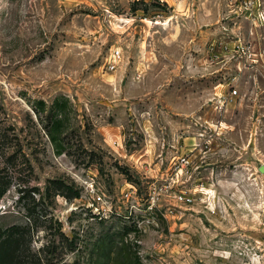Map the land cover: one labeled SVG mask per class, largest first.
Here are the masks:
<instances>
[{"label": "rangeland", "instance_id": "obj_1", "mask_svg": "<svg viewBox=\"0 0 264 264\" xmlns=\"http://www.w3.org/2000/svg\"><path fill=\"white\" fill-rule=\"evenodd\" d=\"M56 98L62 154L32 109ZM4 134L29 258L264 264V0H0Z\"/></svg>", "mask_w": 264, "mask_h": 264}, {"label": "trees", "instance_id": "obj_2", "mask_svg": "<svg viewBox=\"0 0 264 264\" xmlns=\"http://www.w3.org/2000/svg\"><path fill=\"white\" fill-rule=\"evenodd\" d=\"M68 105L69 100L67 98H56L50 107H48L44 99L36 100L32 106L37 118L44 123L46 134L57 154H62L66 150L64 134L70 120L67 111ZM11 139L6 134L0 137V200L10 187L11 182L7 176L17 160L13 154L6 156L4 148H2L5 146L10 147L12 145L10 144ZM22 155L23 161L20 162L21 167L27 166L31 169L32 165L30 161L24 153ZM11 178L12 175L10 176ZM68 188L70 189V187ZM68 196L79 198L81 193L77 190ZM29 229V226L24 227L16 224L6 226L5 228L0 225V264H42L39 260L29 258L27 255L29 247L25 242L26 234L30 231Z\"/></svg>", "mask_w": 264, "mask_h": 264}, {"label": "built area", "instance_id": "obj_3", "mask_svg": "<svg viewBox=\"0 0 264 264\" xmlns=\"http://www.w3.org/2000/svg\"><path fill=\"white\" fill-rule=\"evenodd\" d=\"M122 59V51L120 48H114L111 53L109 58L107 59V69L109 71H116L118 66L120 65ZM238 93L237 89H233L230 91L231 96H235ZM179 164L180 167L186 166L187 164L190 163V160L188 159L187 156H182L179 158ZM182 170V168H181ZM179 199L181 201H191V198H188L186 195L180 194Z\"/></svg>", "mask_w": 264, "mask_h": 264}, {"label": "water", "instance_id": "obj_4", "mask_svg": "<svg viewBox=\"0 0 264 264\" xmlns=\"http://www.w3.org/2000/svg\"><path fill=\"white\" fill-rule=\"evenodd\" d=\"M259 171L262 172V173H264V164L263 165H260Z\"/></svg>", "mask_w": 264, "mask_h": 264}]
</instances>
